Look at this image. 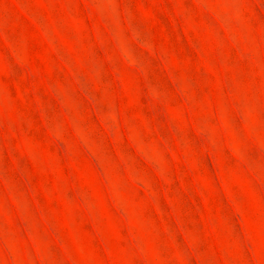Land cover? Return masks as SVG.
Instances as JSON below:
<instances>
[{"label":"rangeland","instance_id":"374dc122","mask_svg":"<svg viewBox=\"0 0 264 264\" xmlns=\"http://www.w3.org/2000/svg\"><path fill=\"white\" fill-rule=\"evenodd\" d=\"M0 264H264V0H0Z\"/></svg>","mask_w":264,"mask_h":264}]
</instances>
